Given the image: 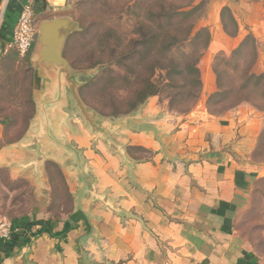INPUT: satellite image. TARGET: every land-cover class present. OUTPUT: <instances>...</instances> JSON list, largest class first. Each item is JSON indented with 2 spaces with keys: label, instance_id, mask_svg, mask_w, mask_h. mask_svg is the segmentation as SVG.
I'll list each match as a JSON object with an SVG mask.
<instances>
[{
  "label": "crops",
  "instance_id": "0c3cea01",
  "mask_svg": "<svg viewBox=\"0 0 264 264\" xmlns=\"http://www.w3.org/2000/svg\"><path fill=\"white\" fill-rule=\"evenodd\" d=\"M65 4L0 0V93L4 69L21 66L5 50L22 8L30 5L42 22L66 17ZM223 11L233 34L224 30ZM201 26L210 42L197 66L202 87L193 109L177 115L150 97L124 125L97 121L96 132L68 94L52 104L49 76L32 64L33 44L24 58L35 115L22 132L0 117V222L11 233L0 239V264H264L235 230L264 177V164L253 159L263 117L247 104L221 115L207 107L217 92L216 54L248 36L264 45V0H210ZM258 54L253 72L264 75ZM39 132L41 159L30 146ZM22 185L31 201H20ZM24 204L25 212L10 213Z\"/></svg>",
  "mask_w": 264,
  "mask_h": 264
},
{
  "label": "rangeland",
  "instance_id": "374dc122",
  "mask_svg": "<svg viewBox=\"0 0 264 264\" xmlns=\"http://www.w3.org/2000/svg\"><path fill=\"white\" fill-rule=\"evenodd\" d=\"M166 1L171 2L174 8L184 6L190 0ZM209 1L194 0V5L199 6L194 17V31L203 29L201 24L207 19ZM146 2L147 0H66L64 15L71 20L73 31L67 34L63 57L73 70L85 72L84 75L78 76L75 80L79 85V94L83 102L98 121L107 120L124 125L126 123L125 117L136 112L150 98H147L139 107L132 109L136 94L133 91L135 89L131 87L133 79L130 76L134 69L131 68L129 63L124 64L121 55L109 56L108 53L109 49L115 48L117 35L124 39L123 46L125 48L130 45L129 42L132 39L137 38L138 35L135 34V31L138 29V15L143 13L142 6ZM156 2L158 4L150 5L153 9L157 10L161 5H164L163 0H157ZM159 2H161V5ZM134 8L137 10L136 15L132 11ZM230 16L228 11H223L222 23L227 34L235 32V25ZM38 22H40L39 19L36 21L37 25ZM145 25L148 27L145 28V32L160 34L157 22L147 21ZM203 41L204 37L202 36L200 42L198 41L200 43L199 48ZM254 41L249 38L244 48L234 57L231 56L235 50L216 54L212 65L215 63L217 70L223 75L222 89L233 91L234 87H238L241 83L240 77L256 61L259 56L258 52L264 54V45L261 47L257 44V41ZM140 49H143V47L140 46ZM153 49L148 63H144L137 70L140 74L139 77H146L149 68H153V71H155L153 81L157 83L165 74L160 71L165 63L162 51L157 50V45ZM184 50V48L178 51L174 49L171 54L172 59L176 60ZM205 50L200 53L203 54ZM96 62L99 64H95ZM251 70L253 72V68ZM123 74L129 80L116 79V77ZM33 81V72L27 58H22L19 67L4 69L2 92L0 93V117L7 120L11 119L18 128L16 132H22L23 128L28 125L29 120L35 115V105L31 93ZM162 84H165V82ZM215 85L217 87L216 82ZM160 90H163V88H160ZM249 90L255 94L248 92L226 98H214L211 102H208L210 103V114L221 115L235 108L237 103V106L247 104L260 113L264 121V95L254 88ZM151 97L158 98L168 105L166 92ZM188 108L189 105H186L171 112L184 115L185 112L188 113L193 109L188 110ZM253 159L264 164V125ZM21 196L23 199L20 201H31L29 189H26L24 185H22ZM26 206L24 204L21 208L15 211L12 210L10 213L21 214L25 212ZM235 230L249 244L255 255L264 260V177L255 181L249 202L245 205L244 212L235 222Z\"/></svg>",
  "mask_w": 264,
  "mask_h": 264
},
{
  "label": "trees",
  "instance_id": "16d2710c",
  "mask_svg": "<svg viewBox=\"0 0 264 264\" xmlns=\"http://www.w3.org/2000/svg\"><path fill=\"white\" fill-rule=\"evenodd\" d=\"M156 1L157 0H147L144 6H142L143 13H139L138 15V29L135 31V34L138 35L137 38L132 39L129 42L130 45L125 48L123 46L124 39L120 35H117L115 48L109 49L108 53L109 56L121 55L124 59V64L129 63L131 68L134 69L130 76L133 79V81H131V87L135 89L133 91L136 94L132 109L142 105L147 98L166 92L169 110H178V108L186 105H189V110L195 106L200 97L202 85L197 66L202 56L201 51L208 47L210 34L206 29L194 31V17L197 9H199V6L194 5V0H190L184 6L174 8L171 2L163 0L164 5L162 6L161 2H159L161 6L157 10L150 6L151 4H158ZM135 9L136 8L132 10L134 15L137 13ZM230 19L233 22L232 17ZM147 21L157 22L160 34L153 33L152 31V33L145 32V28H148L145 25ZM202 36L204 37V41L199 48L200 43H198V41L200 42ZM249 38L252 37H246L231 57H234V55L238 54V52L244 48ZM156 45L158 48L157 50L160 49L162 51L163 61L165 63V65L160 68V71L165 74L157 83L153 81L155 76L153 68H149L146 77H139L140 74L137 70L140 69L144 63H148L151 51L154 50L153 48H155ZM140 46H142L143 49H140ZM182 48L185 50L179 54V57L176 60L172 59V51L174 49L178 51ZM95 64L99 63L96 62ZM254 64L255 62H253L248 71L240 77V85L234 87L233 91H231V89H222L223 75L217 70L214 63L213 72L216 76L218 91L208 99V102H211V100L216 97L226 98L248 92L250 94H255L253 91L249 90L250 88L251 90L254 88L259 91L260 94L264 95V75H257L252 72L251 69ZM116 79H121L123 81L129 80L125 74L116 77ZM163 82H165V84H162ZM160 88H163V90H160ZM208 102L207 107L208 111H210V103Z\"/></svg>",
  "mask_w": 264,
  "mask_h": 264
},
{
  "label": "water",
  "instance_id": "95a60500",
  "mask_svg": "<svg viewBox=\"0 0 264 264\" xmlns=\"http://www.w3.org/2000/svg\"><path fill=\"white\" fill-rule=\"evenodd\" d=\"M73 31V25L68 17L44 20L39 23L35 38L33 55L36 60L32 62L46 72L50 79V90L48 95L52 98V104L59 98L69 95L70 101L78 111L86 125L92 131L98 130V120L87 108L79 94V85L76 78L85 72L73 70L63 57V50L67 34ZM41 132L32 136L30 146H35L38 158L41 159V146L39 137Z\"/></svg>",
  "mask_w": 264,
  "mask_h": 264
},
{
  "label": "built area",
  "instance_id": "2783aa9c",
  "mask_svg": "<svg viewBox=\"0 0 264 264\" xmlns=\"http://www.w3.org/2000/svg\"><path fill=\"white\" fill-rule=\"evenodd\" d=\"M34 11L30 5H25L19 13L15 27L12 31L11 40L6 47V51L13 50L19 57H26L37 34V23ZM10 225L7 222H0V239L10 240Z\"/></svg>",
  "mask_w": 264,
  "mask_h": 264
}]
</instances>
